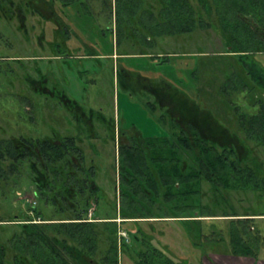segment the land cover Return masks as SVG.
Returning <instances> with one entry per match:
<instances>
[{
  "label": "rangeland",
  "instance_id": "1",
  "mask_svg": "<svg viewBox=\"0 0 264 264\" xmlns=\"http://www.w3.org/2000/svg\"><path fill=\"white\" fill-rule=\"evenodd\" d=\"M113 1L106 0L108 5H103L102 0H90L88 9L80 2L69 6L57 2L56 11L71 31L69 38L48 17L45 5L51 0L47 4L42 0L0 1V139L76 136L86 162L96 170L94 181L99 187V201L95 214L115 216L120 205H125L123 196L121 203L126 184L120 180L124 162L120 154V132L144 138L170 135L149 106L150 98L158 101L140 83L143 78L152 81L157 92L166 90L161 95L164 104L174 103V116L184 118L178 122L181 126L195 127L201 119L191 123L192 117L200 115H194L193 106H200L205 113L212 111L220 126L214 121L215 127L205 116L204 123L201 119L204 134L216 135L217 141H225L228 133L237 134L234 141L237 139L240 146L234 143L236 147L241 150L249 147L264 161V148L245 139L236 112L238 109L255 114L257 104L253 103L264 100V86L246 73L248 64H256L264 71V54L230 52V37L220 30L218 22L198 26L188 33L159 35L156 41H150L149 30L133 25L135 17L130 16L131 24H127L125 14L117 19L110 7ZM127 72L134 79L125 86ZM63 95L90 108L93 119L98 120L100 115L109 118L115 124L116 135L114 129L108 130L102 123L100 127L97 122L95 135L84 127L79 132L73 117L75 111L62 100ZM223 143L219 142L227 144ZM25 170L29 171V166ZM10 184L2 183L0 219H24L32 207L40 208L46 218H58L55 208L42 205L41 198L34 194L35 184L28 173L14 185ZM201 187L200 207L194 209L197 215L206 205V210L219 215L213 218H222L225 210L241 215L264 213V194L260 191L223 189L224 196L219 194L217 199L208 180H203ZM203 219L212 221L211 217ZM259 220L262 219H257L255 224L260 225L264 234V225ZM140 225L145 231L155 233V246L165 249L182 264L186 263L182 259L201 257L204 264H230V256L224 253L203 258L202 250L191 244L184 225L178 221ZM223 246L217 251L226 252L227 246ZM122 264H132L128 253L123 256Z\"/></svg>",
  "mask_w": 264,
  "mask_h": 264
},
{
  "label": "trees",
  "instance_id": "2",
  "mask_svg": "<svg viewBox=\"0 0 264 264\" xmlns=\"http://www.w3.org/2000/svg\"><path fill=\"white\" fill-rule=\"evenodd\" d=\"M42 1L47 4L48 0ZM163 1L168 5L169 19L165 33H188L198 26H210L211 15L216 13L220 30L229 35L234 52L246 55L264 51V41L244 20L251 18L258 24L257 29L264 27V0ZM154 33L161 35L162 30ZM126 74L125 81L130 73ZM253 104H257L255 114L237 109L239 128L245 139L264 148V100L258 99ZM151 108L155 113L157 106ZM193 108L194 115L204 117L194 116L191 123L199 118L204 123L206 116L212 125L216 127V121L220 126L212 111L205 113L196 106ZM100 118L108 130H115L109 118L104 115ZM161 118L170 131L169 137H147L141 141L142 145L120 143L124 158L121 180L126 184L121 192V203L123 196L125 205L118 209L120 216H89L99 201V187L94 181L95 166L86 162L76 137L0 139V191L3 182L6 186L13 180L10 185H14L28 173L41 204L53 206L59 215L46 218L40 208L32 207L30 214L24 215L26 219H0V264H122L127 253L132 264H182L180 259L155 246V233L140 225L162 221L182 223L191 244L202 250L201 256L217 252L258 258L263 254L264 234L255 221L262 219L259 221L264 225V217L249 216L264 213L244 216L225 210L222 218H213L219 215L206 210L207 205L199 215L194 209L200 207L203 180L209 181L217 199L219 194L224 196L223 189L251 188L264 194V161L249 147L241 150L213 141L203 133L201 119L195 127L187 125L183 129L167 111ZM180 131L183 134L178 137ZM242 142L246 144L245 140ZM27 166L29 171L25 170ZM138 174L143 177L139 180L147 194L139 195ZM203 217H211L212 221ZM119 218L122 220L118 221ZM121 231H126L129 239L123 238ZM223 245L227 246L226 252L217 251ZM182 260L185 264H202V257Z\"/></svg>",
  "mask_w": 264,
  "mask_h": 264
},
{
  "label": "flooded vegetation",
  "instance_id": "3",
  "mask_svg": "<svg viewBox=\"0 0 264 264\" xmlns=\"http://www.w3.org/2000/svg\"><path fill=\"white\" fill-rule=\"evenodd\" d=\"M57 2H60L63 6L74 5L75 3L80 2V3L84 4L86 9H88L89 7L91 8L90 0H76V1H72L70 3H67V2L65 3V2H62L60 0H51L49 5H45V7L47 8V11H48V17L51 18L54 21V23L57 24V27L62 29L63 33H65V35L68 36V38H69V36H71V31L67 27V24L60 18V16L58 15V13L56 11ZM102 4L103 5L107 4L106 0H102ZM100 5H101V3H100ZM110 7L112 8V13L116 14L118 20L123 18L122 15L125 14L127 16V24H131L132 23V22H130L131 21L130 20V16L135 17L136 20H134L135 23L133 25H138V26L142 25L143 28H146L147 30H149V32L152 34L151 37H149L150 41L151 40L156 41V36H159V34L158 33L155 34L154 31L159 32V29L162 30V34L161 35L168 34V33L163 32L169 25L168 5L163 0H132V1H129L128 3H124L122 0L121 1L120 0H114L113 4L110 3ZM98 12L101 13L100 10ZM244 20L247 23L251 24V26L256 31L257 35H259V38L264 41V27H261V28L257 29L258 28L257 27L258 24L254 23V21L251 18L250 19H244ZM210 21L213 24H214V22H218V17L216 15V13H212ZM226 36L229 37L228 34H226ZM228 41H229L228 44L231 45L229 51L232 52V53H236V52L233 51V46H232V44L230 42V39H228ZM254 53L264 54V51H260L259 50V51H252L251 52V54H254ZM244 54L249 55L250 53L248 52V53H244ZM128 73H130V72H128ZM246 73L249 76L253 75L254 76L253 78L256 80V82L258 84L262 85L261 87L263 88V86H264V71L260 70L258 68V65H256V64H248ZM133 79H134V77H132V74H130V75L128 74V79H126L125 86H126V84L127 85L128 84H132L133 83ZM140 80H141L140 83L145 87V89H148L149 92H152L153 94H155V98H157L158 103L155 102L154 100H152L151 98L148 100L149 106H151V107L157 106V108L155 109L156 112L154 113L155 116L159 117L161 119V121L164 123L163 119L161 118V115H164L166 113L165 111H167V114L171 115L172 118H174V120L177 121L176 124L178 122H180V120L182 119V118H180V115L176 114L177 117L174 116V113H176L175 108L173 107L174 103L169 105V106L164 104L165 101H164L163 96H161V95L165 94L166 90L165 89L164 90L161 89L160 91L157 92L156 91L157 89H156V87H154L155 85H154V83L152 81H144L142 78H140ZM143 82H145V83H143ZM224 87H226L225 89H228L227 86H223L222 88H224ZM168 89L170 90V87ZM66 96L67 95H63L62 96V100L65 101V103H67V106L69 108L70 107L72 108V112L75 111L73 117L76 120V125H77L78 129H80L79 132L83 131L81 129V127H84L86 131H91V132H93V135H95V133H94L96 131V126L95 125L98 124V126L101 127V118H100L101 115L98 117L99 118L98 120L93 119L92 118L93 113L90 112V108L88 110V108H86L85 106L81 105L79 102L71 100V99L67 98L68 96L67 97ZM162 107H165V109L164 110L161 109ZM198 108L200 110L203 109L200 106ZM86 109L89 112H87ZM173 110H174V112H172ZM96 122H97V124H96ZM165 126L168 129L167 124H165ZM94 127H95V130L93 129ZM182 134L183 133H181V131H180L178 133V137H181ZM199 134L202 135L201 132ZM228 134L229 135L226 134L227 138L225 139V141L224 140H220V139H219V141H217L218 137L216 135H209V136H210V138L213 141H216L217 143L224 142V143H227V145H229V146L239 145V142L237 141V139H236V141H234L235 138H236V135L235 134H231V133H228ZM114 135H116V129H115ZM58 136H72V135H68V134L67 135L54 134L53 136H50V137L56 138V140H58L57 139ZM169 136H163L161 138L169 137ZM190 136H192V138H195L191 134H190ZM73 137H76V136H73ZM9 139H12V138H9ZM144 139H145L144 137H140V136L139 137H137V136H125L124 134L122 135L121 132H120V135H119L120 143H122L124 145L132 144L133 142L142 145L143 143L141 141H144ZM234 143H236V145ZM77 144H78V141H77ZM135 145H136L135 147H139L137 144H135ZM78 146L80 147V149H82V147L79 144H78ZM82 151H83V149H82ZM83 153H84V151H83ZM136 178H137V180H136L137 184L140 186L139 195L147 194V192H145L144 188L142 187L141 183H143V182L140 181L143 177L138 174V175H136ZM120 180H121V171H120ZM122 181L123 180H121V183H122ZM34 188H35L34 194H36L38 199H39L40 196H39V194H38V192L36 190L37 189L36 185L34 186ZM117 208H118V206H117ZM95 211H96V206H94L92 208V211L89 212V213H91V216H93V215L95 216L96 215Z\"/></svg>",
  "mask_w": 264,
  "mask_h": 264
},
{
  "label": "crops",
  "instance_id": "4",
  "mask_svg": "<svg viewBox=\"0 0 264 264\" xmlns=\"http://www.w3.org/2000/svg\"><path fill=\"white\" fill-rule=\"evenodd\" d=\"M117 215L120 216L119 213ZM118 220H122V219L119 218ZM152 220H157V219H152ZM212 253H217V252H210L209 254H206V256H209ZM227 255L230 256L228 258L230 264H264V253L261 254L258 258L249 257V256H237L232 254H227ZM204 257L205 255L203 256V258ZM202 264H204L203 259H202Z\"/></svg>",
  "mask_w": 264,
  "mask_h": 264
},
{
  "label": "built area",
  "instance_id": "5",
  "mask_svg": "<svg viewBox=\"0 0 264 264\" xmlns=\"http://www.w3.org/2000/svg\"><path fill=\"white\" fill-rule=\"evenodd\" d=\"M91 211H92V209H91ZM90 211V212H91ZM89 216L91 217V213H89ZM255 217H264V216H255ZM254 228V227H253ZM120 235L123 237V238H125V239H129V236H128V234H127V232L126 231H121L120 232Z\"/></svg>",
  "mask_w": 264,
  "mask_h": 264
}]
</instances>
